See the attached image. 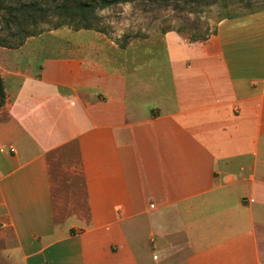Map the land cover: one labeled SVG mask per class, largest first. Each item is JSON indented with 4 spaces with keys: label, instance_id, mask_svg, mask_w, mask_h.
<instances>
[{
    "label": "crops",
    "instance_id": "1",
    "mask_svg": "<svg viewBox=\"0 0 264 264\" xmlns=\"http://www.w3.org/2000/svg\"><path fill=\"white\" fill-rule=\"evenodd\" d=\"M93 32L0 46V264H264V11L166 34L172 74Z\"/></svg>",
    "mask_w": 264,
    "mask_h": 264
},
{
    "label": "rangeland",
    "instance_id": "2",
    "mask_svg": "<svg viewBox=\"0 0 264 264\" xmlns=\"http://www.w3.org/2000/svg\"><path fill=\"white\" fill-rule=\"evenodd\" d=\"M264 0H232L231 2H237L236 4H230L227 8L221 6V4H204V5H155L150 4L144 0H135L132 2L119 3L112 5L102 10L97 11L98 21L97 24L106 29L107 36L115 44H127L137 40L150 41L148 49L150 52V60H148L149 66L146 67L140 64L139 74H172L169 68L168 60L164 49L162 50V41L166 34H176L177 36L188 39L194 38L191 41L198 40L204 35H209L216 23L222 19L223 16L239 17L248 14L251 10L257 12L264 11L261 7ZM251 3L249 7L246 4ZM256 7L258 9H256ZM261 7V8H260ZM255 13V12H254ZM0 26H3L0 23ZM50 24L42 23L40 27L43 32L41 36L35 37L32 43L28 45L36 47L37 49L25 50L30 51L29 61L34 65V69L38 70L39 66L43 63L49 65L51 59L62 56L66 51V41H80L86 42L93 35V30L81 29L73 30L66 26L58 28L57 31L50 32ZM166 30V31H165ZM9 31H0L2 36H11ZM14 32V31H13ZM16 33H13V35ZM208 37V36H207ZM16 38H10L7 43H12ZM205 40V39H204ZM140 52L142 49H147L145 44L141 47H130L127 52L135 55V50ZM26 58V57H23ZM147 64V62H146ZM129 65L125 63V67ZM136 66V67H137ZM129 72L123 70V74ZM123 82H125V75H123ZM151 92L154 84L150 83ZM1 88L3 90V82L1 81ZM145 99H152L151 95L144 96ZM143 97V98H144ZM123 99V96H118ZM147 100L145 105H148Z\"/></svg>",
    "mask_w": 264,
    "mask_h": 264
},
{
    "label": "trees",
    "instance_id": "3",
    "mask_svg": "<svg viewBox=\"0 0 264 264\" xmlns=\"http://www.w3.org/2000/svg\"><path fill=\"white\" fill-rule=\"evenodd\" d=\"M135 0H0V31H11V36L0 35V46L7 48H18L24 41L31 37L39 35L43 32L40 25L42 23L50 24L49 30L58 29L63 26L78 30L87 29L101 32L107 35L106 29L97 24V11L116 5L119 3L132 2ZM155 5H210L221 4L228 7L232 0H144ZM264 8V1L261 2ZM247 7L251 3L246 4ZM249 5V6H248ZM260 7V8H261ZM256 9H258L256 7ZM258 11V10H257ZM251 10L249 13L257 12ZM248 13V14H249ZM224 18H233L231 16H223ZM166 31V30H165ZM13 33H16L13 35ZM207 34L198 40L207 38ZM10 38H16L12 43H7ZM194 38H189L191 41ZM124 47L125 44H119ZM0 77V108L4 103L5 93L1 88Z\"/></svg>",
    "mask_w": 264,
    "mask_h": 264
}]
</instances>
